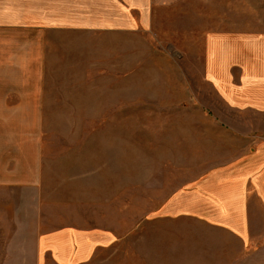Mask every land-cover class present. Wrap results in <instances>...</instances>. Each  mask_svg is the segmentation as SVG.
I'll return each mask as SVG.
<instances>
[{
    "label": "rangeland",
    "instance_id": "1",
    "mask_svg": "<svg viewBox=\"0 0 264 264\" xmlns=\"http://www.w3.org/2000/svg\"><path fill=\"white\" fill-rule=\"evenodd\" d=\"M110 3L100 12L123 13ZM129 12L132 25L46 35L41 176L0 192V264H26L16 250L30 235L65 225L143 244L155 227L143 220H189L162 210L175 192L264 139V114L231 107L207 77L209 56L227 58L233 77L259 73L264 0H151L146 26Z\"/></svg>",
    "mask_w": 264,
    "mask_h": 264
},
{
    "label": "crops",
    "instance_id": "2",
    "mask_svg": "<svg viewBox=\"0 0 264 264\" xmlns=\"http://www.w3.org/2000/svg\"><path fill=\"white\" fill-rule=\"evenodd\" d=\"M113 4L123 13H101L100 0H0V33L5 34L0 37V53L5 52L0 61V122L12 130L0 131V192L37 186L41 176L37 114L48 105L46 35L94 30L106 22L132 25L129 10H137L141 25L151 21V0ZM256 38L258 74L246 77L241 68L243 75L233 77L227 58L209 56L207 77L231 107L264 114V34ZM247 98L251 101L245 103ZM185 189L175 192L162 210L170 208L189 220H143V225L155 226L150 228L154 233L143 232L138 246L110 229L65 225L33 240L30 235L27 249L18 248L17 256L26 264H264V139L243 158L212 168ZM8 202L5 208L12 209L10 198Z\"/></svg>",
    "mask_w": 264,
    "mask_h": 264
}]
</instances>
